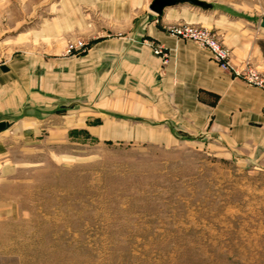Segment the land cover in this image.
Masks as SVG:
<instances>
[{
	"label": "crops",
	"instance_id": "1",
	"mask_svg": "<svg viewBox=\"0 0 264 264\" xmlns=\"http://www.w3.org/2000/svg\"><path fill=\"white\" fill-rule=\"evenodd\" d=\"M96 1L108 22L92 29L86 22L87 31L103 32L86 52L62 49L64 32L84 28L72 9L65 23L56 16L40 24L37 38L0 64V122L7 124L0 131V264H80L58 240L54 223L61 218L46 213V185L33 181L40 170L31 165L33 144L57 146L74 131L107 134L135 120L231 148L264 149V91L169 32L185 24L211 31L236 66L248 62L264 74V38L248 22L219 0L160 11L153 9L158 0ZM52 41L55 50L37 48Z\"/></svg>",
	"mask_w": 264,
	"mask_h": 264
},
{
	"label": "rangeland",
	"instance_id": "2",
	"mask_svg": "<svg viewBox=\"0 0 264 264\" xmlns=\"http://www.w3.org/2000/svg\"><path fill=\"white\" fill-rule=\"evenodd\" d=\"M219 2L264 38V0ZM97 3L0 0V64L37 38L40 24L56 16L65 23L72 9L84 28L64 32L62 49L76 40L89 48L103 32L87 31L86 22L91 29L108 22ZM231 61L238 71L264 76L248 62L236 66L232 54ZM136 122L107 134L74 131L57 146L32 145L31 165L40 168L33 181L46 185V213L61 218L54 223L57 237L73 258L80 264H264V149L231 148Z\"/></svg>",
	"mask_w": 264,
	"mask_h": 264
},
{
	"label": "built area",
	"instance_id": "3",
	"mask_svg": "<svg viewBox=\"0 0 264 264\" xmlns=\"http://www.w3.org/2000/svg\"><path fill=\"white\" fill-rule=\"evenodd\" d=\"M170 34L178 39L195 42L206 48L211 57L219 67L238 78H242L248 85L264 90V76L257 72H253L250 68L243 71H238L231 61V52L220 44L217 36L206 29L199 28L193 25H178L173 26L169 30ZM88 45L83 40L69 42L66 53L72 55L75 53L86 52ZM156 54H162L160 48L154 49Z\"/></svg>",
	"mask_w": 264,
	"mask_h": 264
},
{
	"label": "water",
	"instance_id": "4",
	"mask_svg": "<svg viewBox=\"0 0 264 264\" xmlns=\"http://www.w3.org/2000/svg\"><path fill=\"white\" fill-rule=\"evenodd\" d=\"M186 1L194 2V0H158L153 9L156 11H160L168 5ZM261 26L264 28V20L262 21ZM6 126L7 124L5 122H0V131L5 130Z\"/></svg>",
	"mask_w": 264,
	"mask_h": 264
}]
</instances>
